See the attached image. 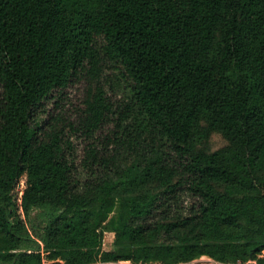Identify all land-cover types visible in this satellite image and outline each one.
Listing matches in <instances>:
<instances>
[{
  "label": "trees",
  "instance_id": "trees-1",
  "mask_svg": "<svg viewBox=\"0 0 264 264\" xmlns=\"http://www.w3.org/2000/svg\"><path fill=\"white\" fill-rule=\"evenodd\" d=\"M204 256L264 264V0H0V264Z\"/></svg>",
  "mask_w": 264,
  "mask_h": 264
},
{
  "label": "rangeland",
  "instance_id": "rangeland-1",
  "mask_svg": "<svg viewBox=\"0 0 264 264\" xmlns=\"http://www.w3.org/2000/svg\"><path fill=\"white\" fill-rule=\"evenodd\" d=\"M83 84H78L75 86H71L67 91L66 95L67 97V104L68 108L71 110L74 109L75 106H78L82 94H83ZM74 105V106H73ZM227 144V141L219 134H215L212 136L211 141H210V149L212 151H216L222 147H224ZM25 178L22 179L21 183L18 185V187L15 189L16 195L21 198L23 195V191L25 189ZM20 203V201H19ZM115 234L112 232H106L104 236V243H103V249L104 250H111L113 248V242H114Z\"/></svg>",
  "mask_w": 264,
  "mask_h": 264
},
{
  "label": "built area",
  "instance_id": "built-area-1",
  "mask_svg": "<svg viewBox=\"0 0 264 264\" xmlns=\"http://www.w3.org/2000/svg\"><path fill=\"white\" fill-rule=\"evenodd\" d=\"M22 197V196H21ZM208 258V259H206ZM223 264V263H219V262H215L213 259L209 258V257H201L199 259H196L194 261L188 262V264ZM121 264H131L129 262H122ZM186 264V263H185ZM245 264H259L256 260H250Z\"/></svg>",
  "mask_w": 264,
  "mask_h": 264
},
{
  "label": "crops",
  "instance_id": "crops-1",
  "mask_svg": "<svg viewBox=\"0 0 264 264\" xmlns=\"http://www.w3.org/2000/svg\"><path fill=\"white\" fill-rule=\"evenodd\" d=\"M206 259H208V258H206ZM186 264H188V263H186Z\"/></svg>",
  "mask_w": 264,
  "mask_h": 264
}]
</instances>
